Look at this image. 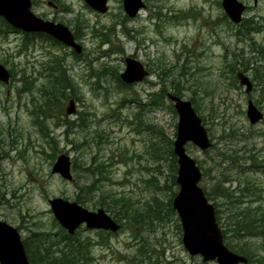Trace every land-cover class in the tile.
I'll list each match as a JSON object with an SVG mask.
<instances>
[{"label": "rangeland", "instance_id": "374dc122", "mask_svg": "<svg viewBox=\"0 0 264 264\" xmlns=\"http://www.w3.org/2000/svg\"><path fill=\"white\" fill-rule=\"evenodd\" d=\"M219 1L145 0L146 8L130 18L124 0H109L106 13L84 0H34L35 13L76 26L83 45L78 55L40 40L24 48L21 31L0 32V62L15 73L10 83L0 81V219L20 228L24 237L38 224L47 231L43 237L60 234L50 244L62 242L65 231L54 228L49 199L76 201L80 187L98 180L93 194L80 197L82 205L94 211L103 207L113 217L119 213L122 228L109 235L80 227L79 245L91 251L86 261L77 251L79 264H215L185 249L178 216L151 226L121 218L127 215L124 204L142 211L153 195L167 200L178 193V185L170 183L172 156L166 148L169 139L174 147L177 134L179 116L169 107L176 83L184 99L194 98L214 143L205 151L191 142L186 148L202 170L201 185L216 206L225 240L248 241L259 249L264 243V121L251 124L246 110L252 99L264 111V81L254 72L259 64L264 70V0H241L248 6L244 17L259 24L245 41L235 35L238 25L230 26ZM54 54L68 69L72 89L57 88L64 98L75 99L73 114L66 113L69 101L58 115L52 112L55 105L34 102L47 80L42 67ZM127 56L142 61L151 74L125 88L118 74ZM235 59L234 69L229 63ZM239 70L254 81L252 92L236 82ZM52 80L57 85L56 76ZM26 81L31 90L24 89ZM163 87L166 97L149 95ZM64 118L77 123L66 125ZM61 153L77 164L72 181L52 173ZM250 207L263 221L248 236L237 235L238 211Z\"/></svg>", "mask_w": 264, "mask_h": 264}, {"label": "water", "instance_id": "95a60500", "mask_svg": "<svg viewBox=\"0 0 264 264\" xmlns=\"http://www.w3.org/2000/svg\"><path fill=\"white\" fill-rule=\"evenodd\" d=\"M92 8L106 12L108 0H85ZM143 0H124V8L130 16H135ZM222 6L230 19L238 23L246 5L241 0H222ZM0 16L4 17L14 27L26 32L47 33L71 46L77 53L83 47L75 41L72 30L62 22L44 19L32 10V0H0ZM148 70L145 65L134 57L126 58V68L121 77L127 83L142 81ZM11 73L0 62V80L8 83ZM240 83L246 85L250 92L253 83L244 72H238ZM175 109L179 115L174 154L177 156L179 190L172 200L173 208L177 211L182 225V241L185 248L192 254H200L203 259H216L218 264H239L247 262V258L233 252L224 243L222 230L216 219L215 206L205 196L201 187V171L196 160L186 150V143L191 141L202 150L213 145L202 117L197 113L190 100L170 94ZM68 113L75 111L74 100L70 101ZM247 116L251 123H258L264 113L249 101ZM57 172L67 179H72L71 160L69 155L60 154L53 165ZM56 218L71 232L79 226L74 221L87 220L88 227L118 230L119 224L103 209L89 211L84 206L69 202L58 197L49 200ZM0 264H29L27 252L20 231L5 220H0Z\"/></svg>", "mask_w": 264, "mask_h": 264}, {"label": "trees", "instance_id": "16d2710c", "mask_svg": "<svg viewBox=\"0 0 264 264\" xmlns=\"http://www.w3.org/2000/svg\"><path fill=\"white\" fill-rule=\"evenodd\" d=\"M53 1H55V0H53ZM58 1L61 2V0H58ZM62 4H63L64 9H66L67 11L70 10V8H71L70 6H68L64 2ZM253 20H254V17H244L243 21L240 24H238L237 31H236L235 35L239 36V38H241V40H244V41L246 38L251 37L253 30H257V29L259 30V24L257 22H253ZM228 23L230 24L231 27L237 26V25L233 24L231 21H228ZM255 25H257V26H255ZM73 29H74L76 37L78 38L76 26H74ZM10 30L14 31L15 29L10 24H8L2 17H0V32L6 33ZM106 35H108V34H106ZM39 40L45 41L46 43L49 42L54 46H60V47L65 46L47 34L23 33V40L22 41H23V45H24L23 47L24 48H29L34 42L39 41ZM261 48L263 49V47H261ZM75 55H77V54L75 53ZM53 57H54V59H53ZM53 57L46 64L44 63L45 66L42 67V71H44L45 74H47V80L43 84L38 96H35L34 102H35V104L44 103V104L55 105L56 107L54 110H52V112H54V113H56V115H58V111H60L59 108H61L63 110L64 104H66L68 102V100L71 98H68V97L64 98L66 95L62 96V94H60L58 92L60 89H58L57 87L65 84V86H66L65 88L72 89L71 88L72 83H71L70 77L68 75V69L62 67V64H61L62 58L58 54H54ZM236 62H237V59H235V61H231L229 64L231 67L234 68ZM52 65H55V66H52ZM262 66H263V64H259L258 66H254V72L258 73V76H260L259 81L263 82L264 81V70H261ZM11 71H12V76L14 77L15 73H13V70H11ZM232 72H234L233 69H232ZM57 73H58V75H57ZM102 74L103 73L101 72V74H97V75H99V77H100V76H102ZM55 76H56V79H58V81H57V85L54 82V86H53L52 85V82H53L52 78ZM234 78L237 82L238 81L237 77L234 76ZM118 80H120L121 85L123 87H125V88H127V86L131 87V85H127L125 82L122 81L120 74H118ZM25 86L26 87L24 89H26V90L32 89V83L31 82L26 81ZM182 91H183V89H181V87H179V85L174 83L175 95L176 94L182 95ZM149 95H151L152 97L153 96H161V95L166 97V95H168V91L163 87L161 90H158L154 93H150ZM192 101L195 105V108L198 109L199 107L197 104H195L194 98H192ZM169 107L171 108V110L173 112H175L173 104L170 105ZM46 112L48 113L49 111L46 110ZM44 113H45V111H44ZM63 121L66 122V125H74L77 123V121H72V120H69L68 118H64ZM83 121H84V119H83ZM42 122L43 121H40V123H42ZM166 144H167L166 148L168 150L167 151L168 155L172 156V158H171L172 164L171 165H172L173 169H172V175H171L170 183L172 186L173 185L177 186L178 165H177L176 156L173 153V140L169 139L166 142ZM52 158H53V155H52ZM76 165L73 164L74 170H76ZM95 167L96 166L90 167L91 168L90 174L94 173ZM99 173L103 175L102 170H99ZM96 181H98V180H93L92 184L89 186L80 187L81 194L79 196L83 197V196H87V194H93L94 191H96L98 189V187H96V185H97ZM163 187H169L168 183H165ZM87 192H89V193H87ZM82 194H83V196H82ZM175 194H176V192L174 193V195ZM80 197L76 201L82 204V202H85V199L80 198ZM173 198L174 197L167 199V200H163L159 196L153 195L149 201H147L145 204H143L142 211L135 209L133 207H130V206H125V204H124L123 206L125 207V211H126L127 215H124L121 218L122 219H129V221L132 220V221H134V223H137L140 225L141 224L147 225V226H151L154 223L164 224L167 221H170L172 219L179 220L177 217V212L175 211V209L172 206ZM119 200H121V199H115L114 203L119 201ZM127 200L132 201L131 198H127ZM103 202H104L103 205L106 206L107 209H109L108 211L113 212V210L110 209L109 205H106L105 201H103ZM133 202H136V201H133ZM127 207H129V208L127 209ZM128 210H130L131 212L128 213ZM119 212H120V210H119ZM115 215H116V217L120 216L119 213H115ZM238 215H239V219L237 220L236 229H235V232L237 235L249 234V232L255 231L256 228H258V225L263 221L260 216H258L257 214H253V208L252 207H250L249 211L239 210ZM118 219L119 218H117V220ZM53 224L55 226L54 228L59 226L55 219L53 220ZM35 226H36V230H38V231H36L34 229H30V235L28 237H26L24 240V244H25V247H26V250H27L31 264H79V262H80L79 258L74 256V255H77V251L80 253H83L85 248L87 247L84 243L82 245H79L81 238L73 237L70 233L69 234L71 236H69L65 232L62 242L58 241V242H55L53 244H50L49 241L53 240V238H55V237H58V235L55 234L54 236L49 235L47 237H43V233H45L47 231L39 230L40 227L38 224ZM178 226L180 228V231L182 232V228H181L180 223H178ZM49 247H50V249L48 250ZM230 247L232 249L234 248V250H236V251H240L241 253H244V251L242 249H240V248H242V246L240 247L239 245L238 246L230 245ZM84 253H86V252H84ZM88 254L89 253L87 251V255ZM87 255H85V257L82 259L85 260Z\"/></svg>", "mask_w": 264, "mask_h": 264}, {"label": "bare ground", "instance_id": "6f19581e", "mask_svg": "<svg viewBox=\"0 0 264 264\" xmlns=\"http://www.w3.org/2000/svg\"><path fill=\"white\" fill-rule=\"evenodd\" d=\"M87 3V2H86ZM244 3V2H243ZM88 4V3H87ZM89 5V4H88ZM246 5V4H245ZM248 6L246 5V8H247ZM125 9V8H124ZM109 10V7H108V9H107V11ZM126 11V10H125ZM126 13H127V15H129L128 14V12L126 11ZM129 17L130 18H134V16H130L129 15ZM68 26V25H67ZM104 34V33H103ZM73 35H74V37H75V41H77L78 43H80L79 41H78V39H77V37H76V35H75V32L73 31ZM57 41H59L60 43H62L60 40H58L57 39ZM81 44V43H80ZM82 45V44H81ZM82 47H83V45H82ZM82 52H83V50H82ZM81 52V53H82ZM81 53H79V54H81ZM79 60V59H78ZM84 60V59H83ZM8 68V67H7ZM8 70H9V68H8ZM262 70V69H261ZM98 78V77H97ZM259 80V79H258ZM170 94L171 93H169V97H170ZM173 95H175V94H173ZM178 96V95H177ZM73 113H75V112H71V113H68V114H73ZM55 139V138H54ZM55 141V140H54ZM57 141V140H56ZM197 162V161H196ZM197 166H198V168L200 169V167H199V165H198V163H197ZM200 171H201V175H202V170L200 169ZM178 176V175H177ZM201 179H202V176H201ZM205 196L207 197V199L210 201V199L208 198V196H207V194L205 193ZM58 198H61V199H63V200H66V201H69V202H74V203H77V204H79V205H82L81 203H79V202H77V201H71V200H68V199H65V198H62V197H58ZM109 215L111 216V217H113L110 213H109ZM113 218H115V217H113ZM116 219V218H115ZM75 223H77V225H82L83 223H86L87 222V220H76V221H74ZM121 228H122V224L120 223V225H119V227H118V230H121ZM68 231H69V233L71 234V231H70V229L68 228Z\"/></svg>", "mask_w": 264, "mask_h": 264}, {"label": "flooded vegetation", "instance_id": "af4514ba", "mask_svg": "<svg viewBox=\"0 0 264 264\" xmlns=\"http://www.w3.org/2000/svg\"><path fill=\"white\" fill-rule=\"evenodd\" d=\"M245 245L246 244L241 243L240 244V247L242 246V248H240V249H242L243 251H245L248 254V256H250V257H248L250 263L247 262V264H264V258L257 257V256H259L258 255L259 254V251H257V250H252V252L250 250L247 251V249L245 248L246 247ZM256 252H258V253H256Z\"/></svg>", "mask_w": 264, "mask_h": 264}]
</instances>
